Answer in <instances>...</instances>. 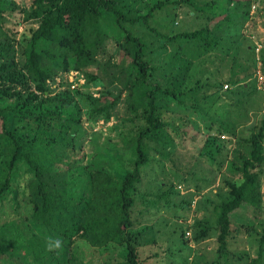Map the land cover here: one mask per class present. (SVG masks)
Wrapping results in <instances>:
<instances>
[{"label":"rangeland","instance_id":"1","mask_svg":"<svg viewBox=\"0 0 264 264\" xmlns=\"http://www.w3.org/2000/svg\"><path fill=\"white\" fill-rule=\"evenodd\" d=\"M158 1L119 0V7L126 15L135 16L146 13ZM168 1L149 22L156 32L141 22L124 23V28L147 43L146 54L155 80L159 79L163 88L174 87L186 95L181 104L170 101L163 108L164 137L159 142L148 138L142 142L150 162L142 167L130 209L133 230L140 232L139 252L147 264H264V242L262 255L257 256L264 229V162L259 173L262 209L253 213V218L243 212L233 216L225 255L217 252L213 212L214 204L231 197L230 184L239 181L227 173L228 159L238 150L237 144L257 130L264 116V0H241L237 9L236 0L229 5L228 0H216L215 7H208L206 2L210 0H194L195 8L184 2L175 3L177 0ZM31 6L32 0H4L3 29L20 42L37 26L36 21L26 17ZM226 7L230 8L232 21L224 26L227 32L215 39V44L216 40L220 43L211 51L201 46L202 42L197 48L194 43L169 42L161 36L201 28L205 18L224 12ZM214 17L207 21L209 27L223 15ZM99 29L105 39L96 58L102 65L104 80L87 81L81 72L71 68L46 83L49 96L66 93L72 99L65 108L72 109L80 119L81 130L71 156L83 163L95 157L110 162H116L119 155L127 159L130 154L123 138L143 124L128 107L131 100L140 103L143 89L136 87L127 97L126 85L132 79L126 69L130 57L118 45L124 31L108 12L103 13ZM195 50L198 57L190 54H196ZM185 62H190L187 70ZM213 84L222 86L214 88ZM191 87H196V94ZM116 95L119 100L108 118L93 111L101 106L99 100L109 102ZM49 102L53 106L54 101ZM30 177L25 165H20L0 201V240L5 245L20 241L15 229L22 231L23 221L31 214L27 187ZM202 227H208V233L198 239ZM71 248L87 264L104 261L105 251L79 236ZM11 258L16 262V258ZM9 260L2 254L0 264H12Z\"/></svg>","mask_w":264,"mask_h":264},{"label":"trees","instance_id":"2","mask_svg":"<svg viewBox=\"0 0 264 264\" xmlns=\"http://www.w3.org/2000/svg\"><path fill=\"white\" fill-rule=\"evenodd\" d=\"M240 1L233 3L234 8L237 9ZM168 2L160 0L146 13L128 16L120 9L119 0H32L26 17L36 21L37 26L20 42L3 29L4 0H0V201L10 189L12 175L24 164L31 174L27 187L32 204L22 231L14 228L20 233V241L5 245L0 240V257L6 254L12 264H87L71 251L74 238L79 236L92 247L105 251L102 264H147L138 248L140 232L133 230L130 216L134 204L132 192L141 180L142 167L150 162L142 142L145 138L159 142L164 137L163 108L171 102L181 104L186 95L174 87L163 88L161 81L155 80V71L146 54L147 43L124 28V23L141 22L156 32L149 22ZM181 2L195 8L194 0L175 1ZM206 4L215 7L217 2L210 0ZM229 9L223 8L224 12L205 18L201 28L161 36L169 42L178 40L192 46L194 43L197 48L202 42L201 46L211 51L227 32L224 26L228 27L232 21ZM104 12L111 14L124 31L118 45L130 57L126 69L130 70L128 75L132 79L126 85L127 97L132 96L131 91L136 87L143 89L140 103L131 100L128 107L143 124L123 138L130 154L127 159L119 155L114 159L116 162H110L95 157L83 163L82 159L71 156L81 130L80 119L72 109L65 108L72 99L66 93L49 96L46 83L71 68L81 72L87 81L104 80L102 65L96 58L105 39L99 29ZM215 15L223 17L209 27L208 22ZM195 52L190 54L198 57ZM223 52L226 53L224 49ZM189 63L184 64L186 70ZM221 86L213 84L214 88ZM189 89L196 94V87ZM118 100V95L109 102L99 100L101 106L93 111L108 118ZM49 101H54L53 106ZM263 142L264 116L257 130L237 144L238 150L227 161V173L239 181L230 184L228 200L213 206L219 255L227 253L233 216L243 212L253 218L262 209L259 173L264 162ZM36 227L39 231H35ZM207 233L208 227H202L196 238L203 239ZM52 235L63 241L58 251L46 250ZM259 242L258 258L262 255L264 229Z\"/></svg>","mask_w":264,"mask_h":264},{"label":"clouds","instance_id":"3","mask_svg":"<svg viewBox=\"0 0 264 264\" xmlns=\"http://www.w3.org/2000/svg\"><path fill=\"white\" fill-rule=\"evenodd\" d=\"M49 239L52 242H50V243H48L46 245V250H48V251H58L60 248H62L63 241L60 238L57 237V238L54 239V241H53V238H51V237Z\"/></svg>","mask_w":264,"mask_h":264},{"label":"built area","instance_id":"4","mask_svg":"<svg viewBox=\"0 0 264 264\" xmlns=\"http://www.w3.org/2000/svg\"><path fill=\"white\" fill-rule=\"evenodd\" d=\"M224 87H227V85H225Z\"/></svg>","mask_w":264,"mask_h":264}]
</instances>
